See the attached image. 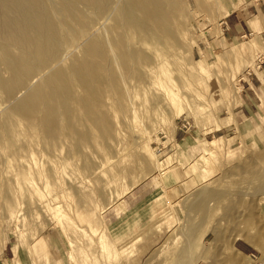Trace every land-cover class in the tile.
I'll return each mask as SVG.
<instances>
[{"label":"rangeland","instance_id":"rangeland-1","mask_svg":"<svg viewBox=\"0 0 264 264\" xmlns=\"http://www.w3.org/2000/svg\"><path fill=\"white\" fill-rule=\"evenodd\" d=\"M254 2L25 0L3 15L0 264L261 262L264 96L240 107L264 43L221 39L223 15Z\"/></svg>","mask_w":264,"mask_h":264},{"label":"crops","instance_id":"crops-1","mask_svg":"<svg viewBox=\"0 0 264 264\" xmlns=\"http://www.w3.org/2000/svg\"><path fill=\"white\" fill-rule=\"evenodd\" d=\"M260 4H264V0H258ZM258 2H254V8L256 12L253 16L245 14L244 9L237 10L231 9L229 12L223 15L221 19V39L234 40L239 37L246 36L248 34L256 33L257 37L261 38V42L264 43V9L258 6ZM253 8V7H251ZM256 16V18H255ZM254 34V35H256ZM262 67L256 71H253L251 75H245L243 90L241 92V112L252 113L251 107L256 106L254 99L264 96V58L261 59ZM245 251V245H238ZM258 264H264L258 262Z\"/></svg>","mask_w":264,"mask_h":264},{"label":"bare ground","instance_id":"bare-ground-1","mask_svg":"<svg viewBox=\"0 0 264 264\" xmlns=\"http://www.w3.org/2000/svg\"><path fill=\"white\" fill-rule=\"evenodd\" d=\"M25 2V0H0V20H1V23H2V19H3V15H7L8 17H9V14L10 13H13L14 15H20L21 14V16H23V14H25V11H26V9L25 8H27V7H29L30 8V6H28V5H26V3H25V5L27 6V7H23L24 6V2ZM43 1V0H42ZM90 1V0H89ZM144 1H146V0H144ZM64 2H67V1H64ZM149 2V1H148ZM31 3V2H30ZM37 3V2H36ZM23 4V5H22ZM37 4H39V3H37ZM146 4V3H145ZM149 4V3H148ZM35 5V4H34ZM139 5V4H138ZM141 5H144V4H141ZM59 6H61V5H59ZM17 7V8H16ZM42 7V6H41ZM40 7V8H41ZM63 7V6H62ZM162 7V6H161ZM160 7V8H161ZM164 7V6H163ZM61 8V7H60ZM169 8V7H168ZM167 8V9H168ZM62 9V8H61ZM141 9V8H140ZM145 9V8H144ZM148 9V8H147ZM153 9V8H152ZM29 10V9H28ZM33 10V9H32ZM160 10V9H159ZM37 11V10H36ZM43 10L41 9V12H42ZM63 11V10H62ZM10 12V13H9ZM40 12V11H39ZM40 12V13H41ZM139 12V11H138ZM149 12V11H148ZM39 13V14H40ZM43 13V12H42ZM41 13V14H42ZM45 13V12H44ZM12 14V15H13ZM28 14V13H27ZM30 14H31V12H30ZM146 14V13H145ZM149 14V13H148ZM158 14V13H157ZM43 15V14H42ZM20 16V17H21ZM34 16V15H33ZM36 16V15H35ZM144 16V15H143ZM146 16V15H145ZM12 17V16H11ZM29 17H30V15H29ZM43 17V16H42ZM49 17V16H48ZM31 18V17H30ZM34 18V17H33ZM47 19V18H46ZM7 20V19H6ZM9 20V19H8ZM26 20H27V17H26ZM25 21V20H24ZM4 23H7V21L6 22H4ZM29 23V22H28ZM32 23V22H31ZM43 23V22H42ZM13 24V23H12ZM35 24V23H34ZM47 24V23H46ZM4 25V24H3ZM17 25V24H16ZM43 25H45V24H43ZM11 26V25H10ZM35 26V25H34ZM37 26V25H36ZM1 27V26H0ZM21 27V26H20ZM11 28V27H10ZM30 28H32V27H30ZM36 28V27H35ZM6 29V28H5ZM1 30V29H0ZM11 30V29H10ZM25 30V29H24ZM37 30H38V28H37ZM36 30H34L33 32H35ZM47 31V30H46ZM20 32V31H19ZM41 32V31H40ZM2 33V32H1ZM0 33V34H1ZM32 33V32H31ZM44 33V32H43ZM42 34V33H41ZM11 35V34H10ZM27 35V34H26ZM36 35V34H35ZM19 36V35H18ZM22 37V36H21ZM20 37V38H21ZM33 37V36H32ZM37 37V36H36ZM41 37V36H40ZM13 38H14V36H13ZM12 38V39H13ZM19 38V37H18ZM25 38H26V36H25ZM7 39V38H6ZM50 39V38H49ZM44 40V39H43ZM51 40V39H50ZM14 41H15V38H14ZM35 41V40H34ZM16 42H17V40H16ZM18 44H19V42H17ZM21 43V42H20ZM42 43V42H41ZM44 43V42H43ZM14 44V43H13ZM23 44V43H22ZM21 44V45H22ZM39 44V43H38ZM40 45V44H39ZM19 46H20V44H19ZM18 47V46H17ZM33 47H35V45L33 46ZM39 49V48H38ZM41 51V50H40ZM44 51V50H43ZM31 55V54H30ZM11 57V56H10ZM18 59V58H17ZM9 60V59H8ZM10 60H15V59H13V57L10 59ZM17 61H19V60H17ZM10 62V61H9ZM27 65V64H26ZM21 66V65H20ZM17 67V66H16ZM260 260L259 261H263L264 260V257H262V258H259Z\"/></svg>","mask_w":264,"mask_h":264},{"label":"built area","instance_id":"built-area-1","mask_svg":"<svg viewBox=\"0 0 264 264\" xmlns=\"http://www.w3.org/2000/svg\"><path fill=\"white\" fill-rule=\"evenodd\" d=\"M182 124H183V126H186V128H188V126H189V121L186 120V122H184V123H182Z\"/></svg>","mask_w":264,"mask_h":264}]
</instances>
